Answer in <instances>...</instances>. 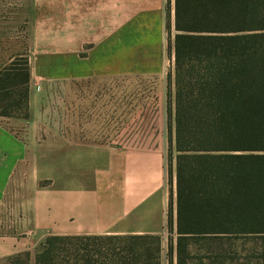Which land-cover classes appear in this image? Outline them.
Wrapping results in <instances>:
<instances>
[{
	"label": "crops",
	"instance_id": "obj_1",
	"mask_svg": "<svg viewBox=\"0 0 264 264\" xmlns=\"http://www.w3.org/2000/svg\"><path fill=\"white\" fill-rule=\"evenodd\" d=\"M44 8L30 31L34 78L54 70L72 82L160 81L154 94H128L115 141L76 137L83 133L76 125L48 131L39 124L42 97L32 84L24 134L0 128V206L12 181L20 182L27 231L26 239H0V257L31 252L52 234H159L165 255L170 203L175 221L177 213L174 159L169 173L175 92L172 84L169 98L166 79L168 53L171 70L175 59L167 29L169 9L173 39L175 0H54Z\"/></svg>",
	"mask_w": 264,
	"mask_h": 264
},
{
	"label": "trees",
	"instance_id": "obj_2",
	"mask_svg": "<svg viewBox=\"0 0 264 264\" xmlns=\"http://www.w3.org/2000/svg\"><path fill=\"white\" fill-rule=\"evenodd\" d=\"M167 18L177 213L170 203L166 254L159 234H52L35 264H264V0H175L173 39L169 9ZM22 60L0 68V116L30 115L31 63ZM240 240L253 241L255 259L211 256Z\"/></svg>",
	"mask_w": 264,
	"mask_h": 264
},
{
	"label": "rangeland",
	"instance_id": "obj_3",
	"mask_svg": "<svg viewBox=\"0 0 264 264\" xmlns=\"http://www.w3.org/2000/svg\"><path fill=\"white\" fill-rule=\"evenodd\" d=\"M45 4L47 6L51 4L53 7L54 0H0V68L13 59L21 64L25 57H29L30 63L34 64L36 55L31 49L30 31L33 24H37L38 18L42 19V15H46L42 11V8L45 9ZM166 63V79L169 86L168 75L172 63L169 53ZM55 75V71L52 70L48 71L47 78L32 76L31 87L33 84L42 97V102L35 107L41 117L39 124L48 127V131L55 125L80 126L83 128L81 131L83 133L75 136L89 140H118L120 136L118 126L124 122L125 114L129 110L125 104L128 94H154L160 81L158 78H120L103 82L95 78L72 82L61 76L55 78ZM168 86L167 93L170 98L172 87ZM103 87L105 104H103ZM173 92H175L174 87ZM120 100L123 104L119 103ZM29 117L0 116V128H6L15 135H22ZM22 193L21 183L17 180L12 181L4 203L0 206V239L7 236L26 239L27 231L23 228L22 222ZM40 246L37 245L32 249L30 264H35L34 253ZM222 246L224 250L218 255L211 254L219 261L232 257L255 259L257 256V248L252 240H240L237 244L226 242ZM204 253L202 250L198 252L201 256H204ZM195 259L199 260L198 257ZM163 261L166 264L165 257Z\"/></svg>",
	"mask_w": 264,
	"mask_h": 264
}]
</instances>
